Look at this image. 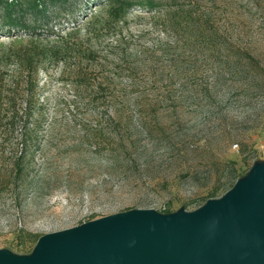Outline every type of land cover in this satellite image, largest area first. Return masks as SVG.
<instances>
[{"label":"rangeland","instance_id":"rangeland-1","mask_svg":"<svg viewBox=\"0 0 264 264\" xmlns=\"http://www.w3.org/2000/svg\"><path fill=\"white\" fill-rule=\"evenodd\" d=\"M87 1L53 30L0 28V54L62 48L29 84L0 61V250L130 209L191 212L264 166V0H165L65 35ZM11 97L31 114L10 128Z\"/></svg>","mask_w":264,"mask_h":264},{"label":"water","instance_id":"water-1","mask_svg":"<svg viewBox=\"0 0 264 264\" xmlns=\"http://www.w3.org/2000/svg\"><path fill=\"white\" fill-rule=\"evenodd\" d=\"M0 264H264V166L200 208L130 209L40 237Z\"/></svg>","mask_w":264,"mask_h":264},{"label":"trees","instance_id":"trees-1","mask_svg":"<svg viewBox=\"0 0 264 264\" xmlns=\"http://www.w3.org/2000/svg\"><path fill=\"white\" fill-rule=\"evenodd\" d=\"M163 1L165 0H88L86 5H91L95 8L90 11L83 9L82 13L86 12L83 14L84 21L73 24L72 27L65 31V35H77L82 29L90 33L92 30L97 31L111 24H119L136 9L151 13L158 11ZM77 4L78 0H0V28L1 30L6 27L12 30L16 28H33L36 30L39 26H45L47 30H53L54 25L52 22L54 20H60L63 16L80 15L74 8ZM67 48L68 51L69 47ZM61 52L62 48L47 49L40 47L36 43L28 45H15L12 43L9 48L0 54V61L7 63L14 60L20 68L18 74H21L27 66V73L29 74L27 84H29V82H32V75L38 74L41 61L44 58L58 57ZM20 78L21 76L19 75L13 79L15 86L19 85ZM9 102L11 104L8 109V124L11 128V126L19 122L18 120L27 119L31 113L29 106L26 104L22 111L17 108L14 97H11ZM246 175L247 173L242 178ZM212 194H215V192ZM163 213L170 214L172 212L165 210ZM34 240L38 242L39 238Z\"/></svg>","mask_w":264,"mask_h":264}]
</instances>
